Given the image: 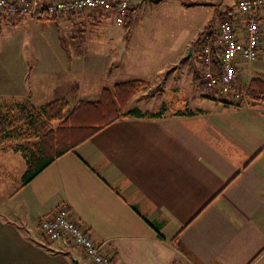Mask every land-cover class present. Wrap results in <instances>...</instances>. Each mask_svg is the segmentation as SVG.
Instances as JSON below:
<instances>
[{
    "label": "crops",
    "instance_id": "0c3cea01",
    "mask_svg": "<svg viewBox=\"0 0 264 264\" xmlns=\"http://www.w3.org/2000/svg\"><path fill=\"white\" fill-rule=\"evenodd\" d=\"M51 21L18 15L2 26L38 28L39 55L56 62L50 87L65 82L79 89L72 101L68 94L60 97L71 106L98 100L103 88L111 93L116 83L132 78L161 91L157 78L172 60L139 71L135 63L143 51L133 49L129 37L120 52L111 44L105 49L116 52V61L95 53L97 41L84 29L104 20L86 18L83 30L75 33L71 26L67 39L57 36ZM261 29L259 55L241 63L246 93L252 77L264 81V17ZM50 30L53 36H45ZM119 76L128 78L109 82ZM42 79L37 75L35 85L43 86ZM201 89L175 98L187 101V110L160 117L149 111L159 97L143 100L141 90L116 104L117 119L0 198V264H93L80 248L43 238L39 218L60 204L96 242H104L110 264H264V96L238 107L229 96L213 98ZM12 107L0 103V115Z\"/></svg>",
    "mask_w": 264,
    "mask_h": 264
},
{
    "label": "rangeland",
    "instance_id": "374dc122",
    "mask_svg": "<svg viewBox=\"0 0 264 264\" xmlns=\"http://www.w3.org/2000/svg\"><path fill=\"white\" fill-rule=\"evenodd\" d=\"M130 1L132 5H138V9L134 14V29L129 36H125L128 31L123 24L118 25L112 15L97 18V20L104 21L92 30L85 24L87 28L84 29V34L97 41L96 46H92L97 55L106 56L109 54L113 57V61H116V52L105 51V49L108 50L111 44L114 49L118 48L120 52L121 49L126 48V38H131V47L143 51L141 58L135 63L136 70L139 71L146 70L147 67L159 66L169 59L172 60L173 63L169 69L157 78L156 84L162 87L159 94H156L159 91L156 85L157 90L156 88L151 90L144 88L143 93L139 96L143 100L154 95L159 97L158 101H154L150 105L149 111H152L150 113L160 111L166 103L170 104V109H166L165 114L181 109L187 110L188 102L185 100L184 102L180 100L175 102V98L180 96L188 98L193 91L202 92L200 85L195 84L191 78L193 66L198 68V64L195 61V55H190V52L196 50L199 38L204 32L216 26L220 18V11L230 4L220 0ZM82 13L58 16V19L52 20L49 24L60 39L61 37L67 39L68 32H73L70 29L71 26L75 25V33H79L85 27L83 20L93 17L88 12V15H82ZM43 23L44 26L48 24ZM112 30H115L114 33L109 34L108 32ZM52 32L51 30L46 32L45 36H53ZM36 33L38 34L37 27L24 29L17 24L4 25L0 29V103L13 105L12 109H1L6 114L19 112L20 106L14 107L16 103L32 102V105L28 104L32 110L39 108L43 103L67 94L71 96L69 99L72 101V97L79 94L78 87H70L65 82L50 87L48 79L55 75L52 71L56 69V62L48 60L42 54L39 55V42ZM109 38H112L110 42H108ZM88 50L92 49L88 48ZM170 73L172 74L168 76ZM37 75L39 78H43V86L35 85L34 81ZM127 78V76L113 77L109 82L113 83L119 79ZM5 80L6 83L2 82ZM97 80H94L93 87H99ZM8 90L11 92L8 93ZM39 93L42 94L41 97ZM81 94H84L83 90ZM164 99L167 100L166 103H164ZM23 122L24 120H20L14 127L20 129ZM10 135L13 138L10 141L2 142L4 146L0 147V198H4L5 194L18 185L25 168V159L20 148H23L27 138L17 137L13 131H10Z\"/></svg>",
    "mask_w": 264,
    "mask_h": 264
},
{
    "label": "built area",
    "instance_id": "2783aa9c",
    "mask_svg": "<svg viewBox=\"0 0 264 264\" xmlns=\"http://www.w3.org/2000/svg\"><path fill=\"white\" fill-rule=\"evenodd\" d=\"M131 6L130 0H0V27L18 15L38 19L76 12H88L95 18L112 15L117 24H123ZM219 15L216 26L197 43V69L208 96H229L236 106H248L240 68L241 63L259 55L264 0H233ZM39 228L44 239L62 240L80 248L93 264H110L109 255L103 251L104 242L92 238L90 230L73 218L67 204L42 215Z\"/></svg>",
    "mask_w": 264,
    "mask_h": 264
},
{
    "label": "trees",
    "instance_id": "16d2710c",
    "mask_svg": "<svg viewBox=\"0 0 264 264\" xmlns=\"http://www.w3.org/2000/svg\"><path fill=\"white\" fill-rule=\"evenodd\" d=\"M138 5L130 8L123 23L129 32L134 22V14ZM46 20H55L57 16H41ZM212 29L208 30L211 31ZM207 32V31H206ZM205 34V32H204ZM204 39L203 35L198 42ZM192 80L205 89L198 69L193 71ZM143 79L132 78L116 83L111 93L103 88L98 100H78L73 106L65 99L58 98L30 110L29 106H20L19 112H12L6 116L0 115V142L11 140L10 131L17 137H26L22 150L26 169L21 176L20 183L24 184L35 177L57 157L73 149L106 124L117 119L116 104H126L131 97L146 87ZM247 95L254 100H261L264 96V81L260 76H254L247 87ZM214 98V97H213ZM166 107L152 116L160 117ZM20 120H24L20 129L14 127ZM32 139V140H31ZM31 140V142H29Z\"/></svg>",
    "mask_w": 264,
    "mask_h": 264
},
{
    "label": "water",
    "instance_id": "95a60500",
    "mask_svg": "<svg viewBox=\"0 0 264 264\" xmlns=\"http://www.w3.org/2000/svg\"><path fill=\"white\" fill-rule=\"evenodd\" d=\"M155 1H159V0H155Z\"/></svg>",
    "mask_w": 264,
    "mask_h": 264
}]
</instances>
